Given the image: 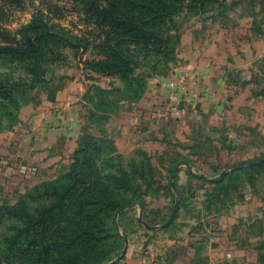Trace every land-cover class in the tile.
<instances>
[{
	"label": "crops",
	"instance_id": "crops-1",
	"mask_svg": "<svg viewBox=\"0 0 264 264\" xmlns=\"http://www.w3.org/2000/svg\"><path fill=\"white\" fill-rule=\"evenodd\" d=\"M229 4L175 18L167 34L170 57H140L126 80L71 68V77L61 73L45 89L18 92L14 103L1 99L0 207L67 173L85 143L109 146L138 185L172 187L177 170L185 182L187 171L209 169L200 160L176 163L185 153L181 147L195 136L204 114L264 83V0ZM126 212L135 219L137 236L112 263L264 264L262 209L195 210L193 217L176 220L183 226L174 233L169 227L176 207L172 215L162 213L167 221L155 229L137 224L145 210L133 206ZM6 222L0 217V250ZM0 264L20 263L0 252Z\"/></svg>",
	"mask_w": 264,
	"mask_h": 264
},
{
	"label": "rangeland",
	"instance_id": "rangeland-1",
	"mask_svg": "<svg viewBox=\"0 0 264 264\" xmlns=\"http://www.w3.org/2000/svg\"><path fill=\"white\" fill-rule=\"evenodd\" d=\"M120 1L118 12L106 13L107 7L98 8L94 0H0V46L10 44L24 48L30 39H36L39 48L38 53L26 54L23 59L0 56V95L39 87L45 89L59 77H64L62 74L71 77L66 74L71 68L75 73L88 65L95 70L101 68L98 62L106 61L103 55L109 57L111 53L106 47L110 45L107 42L120 34V29L112 24L113 20L138 22L147 32L159 33L162 29H171L172 20L167 22L170 16L153 18L149 8L158 9L163 5L171 9L177 5L173 13L177 18L181 14L192 16L195 12H204L211 5H231L230 0H134L141 5H133V0ZM196 5L200 8H195ZM44 31L51 35H44ZM118 48L137 58L141 54L129 43ZM237 93L242 97L235 100L228 97L217 113L211 110L204 114L202 122L196 124L195 136L181 147L185 153L178 154L176 163L200 160L209 165L206 170L187 171L185 182L178 179L177 170L172 187L134 184L133 170L129 173L123 168L125 159L105 145L97 152L77 157L80 164H85V185L75 184L76 189L86 195L91 189L92 197L101 201L102 206H109L114 201L122 206L113 219L101 225L102 260L106 264H115L113 260L122 257L127 241L137 236L133 232L135 219L126 212L133 211V206L148 213L137 224L145 221L154 229L162 227L176 207L177 219H172L169 227L173 233L183 226L176 220L184 219L183 215L193 217L195 210L228 212L259 208L264 211V83ZM120 168L130 175V179L118 175ZM83 171L77 169L75 177H81ZM100 182L103 185H98ZM64 184L67 187L62 193L59 191V197L55 196L52 185L33 191L17 207V216L7 219L5 235L12 237L7 246L18 251L23 264H33L39 253L44 256L36 264L61 261L53 252L57 225L68 218L72 210L77 211L79 200L77 192L66 196L65 191L72 184ZM148 196L155 197V201L146 202ZM160 196L168 200L167 203L158 201ZM60 198L64 199L63 203ZM50 203L58 206L43 213L46 224L41 226L32 222L37 209L48 207ZM165 212L168 215L162 216Z\"/></svg>",
	"mask_w": 264,
	"mask_h": 264
},
{
	"label": "trees",
	"instance_id": "trees-1",
	"mask_svg": "<svg viewBox=\"0 0 264 264\" xmlns=\"http://www.w3.org/2000/svg\"><path fill=\"white\" fill-rule=\"evenodd\" d=\"M97 2V7L102 8L104 6L107 7L106 13L118 12V8L120 7V0H94ZM106 3L108 5H98L99 3ZM133 5H141L137 1H132ZM151 7V6H150ZM200 5H196L195 8ZM177 5L172 7L171 9H167L160 5L158 9L149 8L152 12V17L156 18L158 16L161 17H169L167 22H171L174 26V19L176 14L175 10ZM198 8V9H199ZM152 9V10H151ZM199 12H195L198 14ZM113 26L116 29H120L119 35L107 42L106 47L110 49V55H103L106 61L98 62L101 64V68L96 69L88 65L85 69L94 72L98 75L102 76H118L119 78L126 80L132 74V71L136 65L137 59L143 57L145 55H161L165 59L169 58L172 53V46L170 45V40L168 38V32L173 28L167 30L165 29L159 33H151L147 32L141 25V23H134L130 21L124 20H113ZM44 35H51L49 31H44ZM36 39H30L28 41V45L24 48L19 46H13L10 44H6L4 46H0V56L7 55L12 56L13 58L20 57L24 58L26 54L38 53L39 48L37 47ZM129 43L131 46H135L141 54L137 57L130 56L128 52H123L118 47L121 44ZM147 53V54H146ZM107 56V57H106ZM107 62L103 64L102 63ZM105 67V69H104ZM26 92V91H25ZM15 94L7 93L5 95H0V100H8L10 103H14ZM101 146H97L96 144L85 143L82 145L76 153L74 158V162L70 167V170L57 177L55 180L43 183L37 187H35L30 193L33 191H37L40 187H46L52 185V190L55 191V196H61L63 189L67 187L65 182L71 183L72 187H69L67 191H65L66 196H69L72 192H77L79 196V200H77V211L72 210L71 215H68V218L62 219V221L57 225L56 229V242L53 244V252L55 255L60 257L58 264H106L102 257L101 245V225L105 224L107 220H111L114 218L117 210H119L122 206L115 203H111L109 206H102L101 201L97 198L92 197L91 189L89 190V194L86 195L84 192H80L76 189L75 184H83L85 185V174H84V163H79V159L77 158L80 154H89L90 152H97ZM95 164V163H93ZM81 165V166H80ZM80 169L83 171L81 173V177H75V171ZM119 176L130 179V175L123 171L122 168L119 169ZM98 185H103L102 182ZM75 186V187H74ZM60 191V193H59ZM28 193L22 200L16 203L13 206L3 205L0 207V217L4 218L7 221L11 216H17V207L24 203V200L27 199ZM76 195V196H77ZM64 199L60 198V202L63 203ZM55 202V201H54ZM59 203V202H57ZM56 205V203H50L48 207H40L37 209L36 217L32 222L38 223L41 226H44L46 223L43 220V213H48L51 211ZM60 210L62 207L60 206ZM62 218V217H61ZM31 222V223H32ZM11 230V229H9ZM42 230V229H41ZM12 239V237H6V235L2 238V250H0L1 254L14 257L18 260L20 264H23L21 260L18 258V251L7 246V243ZM14 240V239H13ZM15 241V240H14ZM41 252V251H39ZM37 254V253H35ZM41 253L39 256L37 254V258L33 260V264L39 263L40 257L42 258ZM263 258V257H262ZM264 259V258H263Z\"/></svg>",
	"mask_w": 264,
	"mask_h": 264
}]
</instances>
